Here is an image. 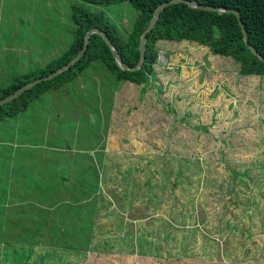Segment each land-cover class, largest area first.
<instances>
[{
	"label": "trees",
	"instance_id": "trees-1",
	"mask_svg": "<svg viewBox=\"0 0 264 264\" xmlns=\"http://www.w3.org/2000/svg\"><path fill=\"white\" fill-rule=\"evenodd\" d=\"M126 1L129 2L127 20L113 22L105 8ZM167 1L0 0L1 10L7 9L5 16L10 21L6 22L11 32L12 21L20 25L36 21L30 31L15 38L16 46L25 50L20 49L16 62L6 71L11 72V77L5 81L0 79V99L67 64L82 49L85 34L91 28L103 31L122 61L135 66L140 36L154 9ZM195 1L238 10L248 42L264 57V0ZM63 10L72 27L66 32L64 25V36L56 40L52 53L40 52L35 37L43 32L42 25L55 29ZM145 39L141 67L122 70L103 38L92 33L83 55L70 68L0 105V125L10 123L8 128H2L0 136V239L8 240L4 243L6 255L0 254V264H85L83 258L88 256H83L95 250L103 255L127 252L157 259L160 248H164L176 261L212 257L209 245L192 248L190 241L197 232L190 228L189 222L197 216L196 199L202 194L212 195L221 186L216 173L227 171L223 159L216 158L217 166L213 167L204 152L200 157V152L192 149L193 137L198 136L194 129L211 135L210 128L217 123V110H212L209 124L201 123L203 118L190 108L193 102L197 105V92L188 93L186 86L182 93L170 91L177 81L166 79L169 73L158 64L159 52L169 59L168 63L175 64L196 57L193 50L199 51L198 47L209 50L216 60L225 62L222 66L225 74L221 76H231L240 87L249 80L264 86V62L245 45L233 13L197 9L183 2L165 6ZM215 68V75L219 76L217 65ZM76 77H83L79 103L67 98L75 91ZM156 78L158 84L154 82ZM123 86L126 91H135L136 96L116 98L115 94ZM104 89L108 94L103 95ZM88 92L94 93L96 101L90 111L84 98ZM52 101L61 104L63 118L44 115V106ZM154 112L160 114L157 116L173 112L168 135L177 132L178 125L184 123L188 131L194 130L192 135H185L187 138L183 141L181 136L171 134L170 142L163 149H156L163 150L162 154L147 153L128 162L121 171V179L114 177V184L120 187L109 188L107 162L111 161L108 156L111 152L103 148L118 129L120 134L130 129L124 127L128 120L126 114L138 120L141 129V120L148 114L155 116ZM20 114L25 115L20 118L22 121L16 118ZM84 115L86 119L82 123L79 119ZM50 118L56 126L48 122ZM35 131L51 136V142L63 149L45 146L44 138L31 140ZM90 138L95 143L93 147L87 146ZM233 154L239 157L236 150ZM17 164L22 167L15 169L13 166ZM258 167L263 169V164ZM232 173L235 181L248 182L256 190L247 201L249 207L255 210L264 203V173L253 176L248 168L232 170ZM200 207L202 213L201 203ZM158 212L162 215L153 216ZM253 214L259 215L256 221ZM247 216L256 225L242 226L235 220L215 232L227 237L234 231L232 246L243 242L241 252L249 258L248 262L264 264V243L253 238L257 229L264 233V213L254 211ZM144 217L147 219L139 221ZM167 217H173L176 223L188 222L186 229L177 227ZM136 221H139L137 230L133 232L131 226ZM181 232L184 236H179ZM238 232L242 238L236 237ZM259 257V262L253 260Z\"/></svg>",
	"mask_w": 264,
	"mask_h": 264
},
{
	"label": "rangeland",
	"instance_id": "rangeland-1",
	"mask_svg": "<svg viewBox=\"0 0 264 264\" xmlns=\"http://www.w3.org/2000/svg\"><path fill=\"white\" fill-rule=\"evenodd\" d=\"M82 3L83 2H81V4ZM128 6V1L116 3L105 8V13L115 23L124 22L127 20L125 16L127 17L129 15ZM33 7H35V4ZM6 10L7 9H4V11H2L0 6V72H2L0 73V79L2 81L8 80L9 77H11V72L6 71L9 70L10 64L16 62L20 49L25 50L24 47L16 46L15 38L17 35L30 31L36 22L35 20H30L29 24L20 25V23L12 21L11 24L14 26L11 32L6 22L10 21L5 16ZM64 25H66V32H69L72 24L68 21L67 16L64 15V10L55 29H49L46 25H42L44 26L43 32L35 37L36 45L40 48V52L46 51L52 53V49L57 45L56 40L64 36ZM31 37H33V34H31ZM65 38L67 39V35H65ZM46 46L47 48H44ZM10 48L12 53L8 51ZM58 48L60 49L59 44ZM198 49L199 51L193 50V52L197 53L196 57L193 56L191 59L185 58L175 64L168 63L167 61H169V59H166L164 53L160 51L158 64L162 65L167 73H169V75H166V79H176L177 81L174 89L173 86L169 88L170 91L180 90L182 93L184 86H186L188 93L197 92L198 106L196 102H193L190 108L203 118L201 123L209 124L212 110H217L215 119L217 123H214L213 128H210V131H212L211 135L209 133H203L205 131L194 129L198 133V136L193 137L195 144L192 149L196 152H200V157L203 156L202 153L204 152V155L212 162L213 167L217 166L214 162L216 158L223 159L224 161L222 162L226 165L227 171L224 173H216L217 183L221 184V186L215 188V194L213 193L207 196L202 194L196 199L195 213L197 216H195L194 221L189 222V225H191L190 228L196 229L194 232H197L195 234L193 232L194 239L190 241L193 243L192 248L196 249L197 247L200 248L201 246L209 245V253L212 257L209 259L176 261L166 254L164 248H160L157 259L153 256L143 258L127 252H113L109 255H103L101 252L95 250L83 256L89 257H87V259L83 258L85 264H258L248 262L249 258H245L244 255H242L241 250L244 249L243 242L241 245L238 242L237 245L234 247L232 246L231 241H233V239L231 235L234 237V231H230L227 237L215 231L219 228H223V224L227 222L233 224L235 220L239 221L242 226L253 223L247 216L250 212L254 213V211H258L264 213V203H261L255 210L248 205L247 201L254 196L256 190L253 189L248 182L242 184L238 180L235 181V178H233L234 173H232V170H243L245 168H248L249 174L253 176H262L264 173V86L255 80H249L248 83L245 82L240 87L239 83L232 81L233 78L231 76L222 77L221 75L225 74L222 70V66L225 62L223 60H216L209 50L207 51L200 47H198ZM181 51L184 52L185 49L181 48ZM215 65H217L219 76L215 75ZM159 80L162 79L159 78ZM82 81L83 77H76L74 79L73 87H75V91H71L70 95L67 96L70 102L79 103L80 97L82 96L79 87ZM154 82L158 84V78H156ZM191 83L197 85L195 86V90L192 89L194 85L191 86ZM124 88L123 86L121 92L115 94L116 98L130 95L136 96L134 94L135 91H126ZM102 93L103 95L106 93L108 94L105 89L104 91L102 90ZM184 95L187 96L186 94ZM84 98L87 102V107H90L88 108L90 111L96 102L94 93H85ZM108 101L109 98H107L106 101L107 106ZM34 106L35 103L31 108ZM60 108L61 104L59 101L47 102L43 108V112L44 115L63 118ZM172 113L173 112H169L168 116H157L160 114L154 112L156 115L153 117L148 114L140 122L141 129L138 125V120L129 118L130 115L126 114L125 117L128 120L124 122L126 124L124 127L130 129L125 133H123L122 130V134H120V129H118L116 134H113L112 138L109 139V144L103 148L111 152V154L108 155L111 157V161L107 162L109 168V188L118 189L120 187V185L114 184V177L121 179V171L125 169L128 162L135 161L139 156L143 158L147 153H154L157 151V153L162 154L163 150L156 149H163L165 143L170 142L171 134L181 136L183 141L187 138L185 135H192L194 130L188 131L189 128L186 123L182 126L178 125L177 132L168 135L170 132V119L172 118ZM22 116L25 115L20 114L16 116V118L20 119ZM162 118H164V120ZM85 119L86 117L84 115L79 121L84 123ZM8 120L11 121V119ZM48 120L51 125L54 124L52 118ZM54 125L56 126V124ZM9 126L10 123L8 121L0 125V136L2 128L6 129ZM20 128L22 129L23 127L20 126ZM219 132L224 134L219 135ZM40 134L42 136H40ZM40 138H44V145L47 147L63 149L60 144L51 142V136L47 137L44 132L35 131L32 134L31 140L38 141ZM88 140L87 146L93 147L95 143L92 141V138ZM11 144L14 145L17 143L11 142ZM51 144L54 146H51ZM234 150L239 154V157L234 156ZM259 164H263V169L258 167ZM246 165L248 166L246 167ZM13 167L18 169L21 168L22 165L17 164ZM110 175L113 176V178H110ZM212 183L214 185V181ZM200 203L202 204V213L199 212L201 208ZM114 204L117 203L114 202ZM161 213L162 212L154 213L153 216ZM253 218L256 221L259 215L253 214ZM145 219L147 218L144 217L139 221H144ZM167 219L182 229H186V224H188V222L176 223L173 217H167ZM139 221L133 222L134 225L131 226L133 232L137 230V223ZM253 224L256 225V222ZM5 227L6 226L3 225V228ZM179 236H184V232L179 233ZM236 237L242 238L240 232L236 234ZM253 238H257L258 242H261L263 245L264 233L259 229L254 232ZM6 241L8 240L0 239V254L4 252V255H6L7 246L4 244ZM86 260H88V263ZM253 260L259 262L260 257ZM48 262H50L49 259Z\"/></svg>",
	"mask_w": 264,
	"mask_h": 264
},
{
	"label": "water",
	"instance_id": "water-1",
	"mask_svg": "<svg viewBox=\"0 0 264 264\" xmlns=\"http://www.w3.org/2000/svg\"><path fill=\"white\" fill-rule=\"evenodd\" d=\"M178 2H183L185 4H187L189 7H193V8H197V9H203V10H211V11H216L218 13H233L236 16L237 22L240 26V31L242 33V38L243 41L245 43V45L248 47V49L255 55L258 57L259 60L264 62V57L248 42L247 39V35H246V30L244 28L243 22L241 20V15L239 13L238 10L233 9V8H225V7H221V6H211V5H204L201 3H198L195 0H169L167 2H163L161 4H159L153 11L152 17L147 25V27L145 28V30L142 32L141 36H140V42L138 45V51H139V57H138V61L136 63L135 66H129L128 64L124 63L119 55V53L117 52V50L113 47L111 41L109 40V38L107 37V35L97 29V28H91L89 29L84 37V43H83V47L82 49L79 51V53L70 61H68L67 64H65L64 66L56 69L54 72L48 74L47 76L44 77H40L37 79H34L33 81H30L26 84H24L23 86L17 88L14 92H12L11 94L3 97L0 99V105L4 104V103H8L9 101L13 100L16 96L20 95L21 93H23L25 90L30 89L31 87L35 86L37 83L43 81V80H48L51 77L55 76L56 74L70 68L71 65H73L75 62H77L80 57L83 55L85 48L88 44L89 41V36L92 33H97L99 34L103 40L107 43V45L109 46L112 55L115 59V62L118 64V66L122 69V70H137L141 67L142 63H143V59H144V49H145V34L152 28V26L154 25L155 21L157 20V17L159 15V13L161 12V10L167 6L170 3H178Z\"/></svg>",
	"mask_w": 264,
	"mask_h": 264
}]
</instances>
